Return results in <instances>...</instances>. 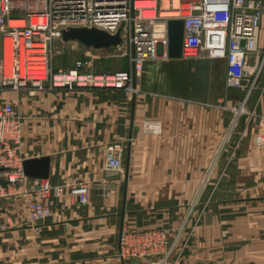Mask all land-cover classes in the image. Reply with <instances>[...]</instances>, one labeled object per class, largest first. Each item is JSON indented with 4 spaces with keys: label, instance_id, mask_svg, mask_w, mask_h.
Listing matches in <instances>:
<instances>
[{
    "label": "crops",
    "instance_id": "1",
    "mask_svg": "<svg viewBox=\"0 0 264 264\" xmlns=\"http://www.w3.org/2000/svg\"><path fill=\"white\" fill-rule=\"evenodd\" d=\"M162 53L144 63L131 98L84 87L1 94L22 116L21 156H49L45 180L62 192L43 200L51 215L37 224L24 196L3 202L0 264H151L119 256L120 231L171 237L184 219L175 264H264V141L255 142L264 135V70L244 103L251 112L227 135L246 93L215 94L216 80L225 89L224 60ZM147 120L159 122L158 133L145 130ZM109 144L122 147L120 171L104 168ZM78 183L87 184L86 203L69 192Z\"/></svg>",
    "mask_w": 264,
    "mask_h": 264
},
{
    "label": "built area",
    "instance_id": "2",
    "mask_svg": "<svg viewBox=\"0 0 264 264\" xmlns=\"http://www.w3.org/2000/svg\"><path fill=\"white\" fill-rule=\"evenodd\" d=\"M263 12L261 0H0V96L21 89L84 87L120 90L131 98L139 91L144 63L158 56L159 47L166 56L167 20L183 19L182 57L223 59L226 87L246 93L240 106L243 112L264 70V47L258 44ZM12 21L23 24L11 25ZM68 26L96 27L111 34L121 27L122 40L108 50L80 44L83 57L72 68L54 71V56L61 52L62 44L69 43L60 39V30ZM101 56H126V68L98 72L94 61ZM21 126L22 116L13 103L0 97V231L8 228L1 215L7 198L24 196L27 219L37 224L51 215L43 200L62 192V186L24 174ZM144 128L158 133L159 122L147 120ZM263 141V132L258 130L255 142L260 146ZM104 168L122 169V147L118 144L106 147ZM69 192L80 203L88 200L85 183L70 186ZM185 223L184 219L171 237L163 229L123 228L119 256L175 264L184 246L179 238Z\"/></svg>",
    "mask_w": 264,
    "mask_h": 264
},
{
    "label": "water",
    "instance_id": "3",
    "mask_svg": "<svg viewBox=\"0 0 264 264\" xmlns=\"http://www.w3.org/2000/svg\"><path fill=\"white\" fill-rule=\"evenodd\" d=\"M183 23V19H169L166 22L168 36L166 56L168 58L179 59L182 57ZM120 31L121 27L111 34L96 27L68 26L60 30V39L63 42L76 41L84 47L108 50L115 48L121 43ZM49 163V156L26 158L22 162L24 174L30 178L47 179ZM124 199L125 192L123 203Z\"/></svg>",
    "mask_w": 264,
    "mask_h": 264
},
{
    "label": "rangeland",
    "instance_id": "4",
    "mask_svg": "<svg viewBox=\"0 0 264 264\" xmlns=\"http://www.w3.org/2000/svg\"><path fill=\"white\" fill-rule=\"evenodd\" d=\"M71 43H66V44H62L60 46L61 52L56 54L53 58V69L54 71H57L59 69L62 70H66L69 68H72L74 66V63L76 60L81 59L83 57V51L81 53V49H78L79 47L73 48L71 47ZM78 46V45H77ZM264 47V42L262 44H260V48ZM127 65V57L126 56H101L99 59H96L94 61V69L98 72H111L117 69H121L123 67H126ZM219 73H218V68L216 67V78L218 77ZM225 89L223 87H220L219 84L217 83L216 80V84L214 85V92L216 95L218 94H226L229 88L226 87V85H224ZM259 89V88H258ZM254 90L255 92L258 91ZM230 93L228 92V98H231V100H238L239 96L234 95L233 92L234 90L231 91V89H229ZM257 93V92H256ZM241 106V104H240ZM240 106H232V110L230 111V114L232 116L231 120V124L229 123L227 125V127H230L228 130L227 135L233 134V132L236 130L237 127H239V125L242 124L241 120H242V116L245 115L244 112H247V114H249L251 112V110L248 108L247 105L243 106V112L239 113L238 115H235L234 112H240V108L242 109V107ZM240 120V121H239ZM239 122V123H238ZM241 122V123H240ZM227 131V130H226ZM226 135V136H227ZM233 138V137H232ZM223 148V147H222ZM222 148L219 149V154L220 156L223 155V150ZM201 200V198H199Z\"/></svg>",
    "mask_w": 264,
    "mask_h": 264
},
{
    "label": "bare ground",
    "instance_id": "5",
    "mask_svg": "<svg viewBox=\"0 0 264 264\" xmlns=\"http://www.w3.org/2000/svg\"><path fill=\"white\" fill-rule=\"evenodd\" d=\"M35 18H32V22H35ZM11 25H22L23 22L22 21H12L10 22ZM167 31V30H166ZM168 38V36H167ZM4 64H5V68L7 69L8 65H9V58H8V54H7V50L5 51V60H4ZM241 111V108H240Z\"/></svg>",
    "mask_w": 264,
    "mask_h": 264
},
{
    "label": "trees",
    "instance_id": "6",
    "mask_svg": "<svg viewBox=\"0 0 264 264\" xmlns=\"http://www.w3.org/2000/svg\"><path fill=\"white\" fill-rule=\"evenodd\" d=\"M126 67H123V68H121V69H125Z\"/></svg>",
    "mask_w": 264,
    "mask_h": 264
}]
</instances>
